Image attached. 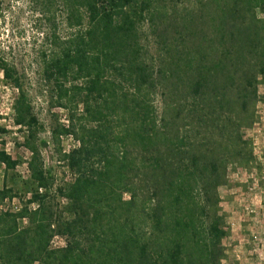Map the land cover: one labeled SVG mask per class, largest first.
Here are the masks:
<instances>
[{
  "label": "trees",
  "instance_id": "trees-1",
  "mask_svg": "<svg viewBox=\"0 0 264 264\" xmlns=\"http://www.w3.org/2000/svg\"><path fill=\"white\" fill-rule=\"evenodd\" d=\"M163 1L24 0L43 25L54 104L67 111L52 140L74 145L59 148L70 179L51 189L42 124L0 46L30 153L22 187H0V204L25 198L0 210V264H219L218 189L228 164L251 158L240 130L256 121L264 0ZM19 162L0 148L6 171ZM57 235L65 244L54 248Z\"/></svg>",
  "mask_w": 264,
  "mask_h": 264
},
{
  "label": "rangeland",
  "instance_id": "rangeland-1",
  "mask_svg": "<svg viewBox=\"0 0 264 264\" xmlns=\"http://www.w3.org/2000/svg\"><path fill=\"white\" fill-rule=\"evenodd\" d=\"M193 1L165 0L163 4L169 8L176 5L180 10L181 6L193 5ZM2 7L0 46L6 47L8 56L22 73L24 87L42 124L40 137L46 143L41 147V153L45 167L53 176L51 189H55L70 179L67 168L59 160V148L70 149L74 140L63 135L57 144L51 137L54 127L67 123V111L55 106L54 84L46 80L42 73L40 51L43 39L39 32L43 25L35 22L36 17L24 0H3ZM262 79L255 104L256 121L240 130L242 139L249 142L245 152H251L250 161L246 164H228L225 183L218 189L219 212L223 214L224 227V234L217 240L219 264H264V76ZM16 93V89L4 81L0 71V128L6 131H0V148L20 161L14 170L6 171L0 166V187L6 184L20 188L29 176L27 160L30 153L21 146V127L13 122L11 106ZM24 199L20 196L6 199L0 204V210H18ZM57 201L60 209H63L66 200L58 197ZM30 206L35 207L36 203ZM64 244L62 236H54L51 240L54 248Z\"/></svg>",
  "mask_w": 264,
  "mask_h": 264
}]
</instances>
